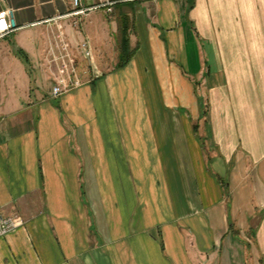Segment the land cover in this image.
<instances>
[{"label": "crops", "instance_id": "obj_1", "mask_svg": "<svg viewBox=\"0 0 264 264\" xmlns=\"http://www.w3.org/2000/svg\"><path fill=\"white\" fill-rule=\"evenodd\" d=\"M109 1L0 0V264H264V0Z\"/></svg>", "mask_w": 264, "mask_h": 264}, {"label": "built area", "instance_id": "obj_2", "mask_svg": "<svg viewBox=\"0 0 264 264\" xmlns=\"http://www.w3.org/2000/svg\"><path fill=\"white\" fill-rule=\"evenodd\" d=\"M113 1H103L91 7L82 6L80 0H73L74 9L67 15H79L84 14L90 8L104 7L107 11L112 10ZM10 11L0 10V37L6 35L12 30V24L9 21ZM68 43L64 40L60 41V48L62 54L60 56L59 72L55 78L52 85L51 94L53 96H58L63 92L69 90L72 86H78L80 84L77 78H74L72 74L75 73V68L72 64V58L69 53ZM81 53L85 57L90 56V48L86 41H82L78 45ZM59 59V57L57 58ZM21 223L19 215L17 213L12 215H2L0 214V235H5Z\"/></svg>", "mask_w": 264, "mask_h": 264}, {"label": "trees", "instance_id": "obj_3", "mask_svg": "<svg viewBox=\"0 0 264 264\" xmlns=\"http://www.w3.org/2000/svg\"><path fill=\"white\" fill-rule=\"evenodd\" d=\"M120 63H124V62L122 61V62H120Z\"/></svg>", "mask_w": 264, "mask_h": 264}]
</instances>
